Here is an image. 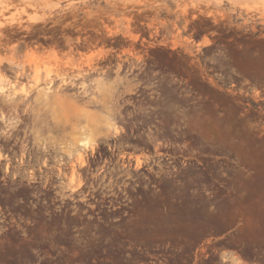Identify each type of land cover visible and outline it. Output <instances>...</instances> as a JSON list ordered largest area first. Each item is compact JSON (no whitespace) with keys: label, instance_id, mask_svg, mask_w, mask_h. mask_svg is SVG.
<instances>
[{"label":"rangeland","instance_id":"obj_1","mask_svg":"<svg viewBox=\"0 0 264 264\" xmlns=\"http://www.w3.org/2000/svg\"><path fill=\"white\" fill-rule=\"evenodd\" d=\"M12 102L0 264H264V0H0Z\"/></svg>","mask_w":264,"mask_h":264},{"label":"flooded vegetation","instance_id":"obj_2","mask_svg":"<svg viewBox=\"0 0 264 264\" xmlns=\"http://www.w3.org/2000/svg\"><path fill=\"white\" fill-rule=\"evenodd\" d=\"M29 123V117H24V113L17 111L13 102L5 115L0 109V188L11 187L12 184L8 181L15 179L6 176L9 167L14 168V162H21L18 158L33 155L36 151L34 136L27 133ZM1 126H4L5 130H2Z\"/></svg>","mask_w":264,"mask_h":264},{"label":"built area","instance_id":"obj_3","mask_svg":"<svg viewBox=\"0 0 264 264\" xmlns=\"http://www.w3.org/2000/svg\"><path fill=\"white\" fill-rule=\"evenodd\" d=\"M56 175V174H55ZM41 182L42 185H40L42 188H45L46 186V181H45V178L43 180H39ZM33 183H35V181H31Z\"/></svg>","mask_w":264,"mask_h":264},{"label":"trees","instance_id":"obj_4","mask_svg":"<svg viewBox=\"0 0 264 264\" xmlns=\"http://www.w3.org/2000/svg\"><path fill=\"white\" fill-rule=\"evenodd\" d=\"M251 105H252L253 109H256L257 106H264L263 104H259V105H257V104H255V103H253V102H251Z\"/></svg>","mask_w":264,"mask_h":264},{"label":"bare ground","instance_id":"obj_5","mask_svg":"<svg viewBox=\"0 0 264 264\" xmlns=\"http://www.w3.org/2000/svg\"><path fill=\"white\" fill-rule=\"evenodd\" d=\"M52 84V83H51ZM49 92H51V90H49ZM48 92H46V94H47ZM43 96H44V94H43ZM3 115V114H2ZM1 117H3V116H1ZM5 117V116H4ZM85 146H86V144H84ZM94 149V148H93ZM94 151V150H93ZM0 159H1V155H0Z\"/></svg>","mask_w":264,"mask_h":264}]
</instances>
